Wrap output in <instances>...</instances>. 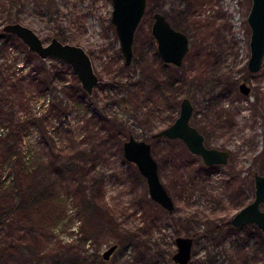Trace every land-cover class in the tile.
Returning <instances> with one entry per match:
<instances>
[{
  "label": "rangeland",
  "instance_id": "1",
  "mask_svg": "<svg viewBox=\"0 0 264 264\" xmlns=\"http://www.w3.org/2000/svg\"><path fill=\"white\" fill-rule=\"evenodd\" d=\"M251 6L252 0H148L126 66L112 0H0V139L14 152L1 173L9 194L0 199V264L52 261L69 243L85 264H131L138 256L142 264H171L178 236L194 239L190 264H264L263 231L226 226L253 200L254 173L264 174V61L259 72L247 68ZM155 11L190 38L179 67L158 53ZM11 22L31 27L44 44L56 37L86 50L99 78L96 107L72 97L66 114H58L53 92L39 83L48 69L59 70L54 84L62 89L72 74L63 61L41 58L5 32ZM175 95L192 100L191 124L208 146L229 151L228 164L207 172L183 140L153 137L179 115ZM129 134L151 143L173 212L152 200L145 177L125 159ZM21 161L39 173L21 178ZM44 184L49 194L14 208Z\"/></svg>",
  "mask_w": 264,
  "mask_h": 264
},
{
  "label": "water",
  "instance_id": "2",
  "mask_svg": "<svg viewBox=\"0 0 264 264\" xmlns=\"http://www.w3.org/2000/svg\"><path fill=\"white\" fill-rule=\"evenodd\" d=\"M148 0H112L113 11L111 21L115 25L120 42V50L126 66L133 61V43L136 30L141 23ZM250 35V58L247 68L250 72H259L264 61V0H252L248 14ZM7 33L20 38L28 49L41 58H56L68 64L76 75L82 89L92 95L99 81L92 59L88 52L79 45L63 42L53 37L48 44L29 26L21 22H11L3 27ZM152 35L157 42V50L161 59L168 64L181 66L190 50V38L182 30L175 28L162 12L153 13ZM244 94H249L250 88L246 83L240 86ZM194 105L190 98L184 97L180 113L168 127L154 133V138L181 139L192 154L200 155L207 165L226 164L229 152L217 148H209L204 143V137L198 128L191 124ZM126 160L134 163L145 177L149 195L156 203L171 212L175 202L164 186L160 175L158 161L153 155L152 145L145 140L130 136L123 144ZM255 195L253 200L241 208L231 218L235 227L253 224L264 233V174H254ZM194 239L189 236L176 238L177 251L171 264H190ZM118 244H113L103 252L104 259L111 258Z\"/></svg>",
  "mask_w": 264,
  "mask_h": 264
},
{
  "label": "trees",
  "instance_id": "3",
  "mask_svg": "<svg viewBox=\"0 0 264 264\" xmlns=\"http://www.w3.org/2000/svg\"><path fill=\"white\" fill-rule=\"evenodd\" d=\"M62 63L65 64V62H62ZM66 67L68 68V71L72 74L73 81L70 84H64L62 89H58V87L54 84L55 83L54 79L59 78L58 77L59 73H62V71H59V70H58V72H59L58 73L57 71L54 72L53 70L48 69L47 70L48 79L42 80L39 83L40 84L39 87L41 88V90L49 88V90L51 92H53V100H54L55 110H57L58 114H66V112L68 111L69 106H70V102H68V100H70V98L72 99V97H78L80 99L81 98H88V100L91 101L92 104L96 107V103H98V100H96L98 93H96L94 91L92 95H88L82 89L81 84L79 83L76 75L73 73L71 67L68 64H66ZM22 76H24V75H22ZM22 79H24V78H21V81H22ZM25 83H27V82H25ZM21 84H22V82H21ZM179 97H180L179 95H175L174 101L172 102L173 107L177 108V106L181 102ZM94 101L96 103H94ZM2 113H4L3 109H0V115ZM6 117H8V116L6 115ZM130 136H133V135L129 134L128 138ZM13 155H14V152H12V148L9 144V140H6V142H5V140L0 139V199L8 197V194H9L8 190H5V189L1 190V188H2V185H1V175L2 174L1 173L3 170L4 163L7 160H9ZM43 163H42L43 165L47 166V164H45L46 162H43ZM42 166H40L39 168H42ZM73 169H74V165L69 167V170H73ZM206 171L208 172L209 169H207ZM54 172L58 175L61 173L60 171L58 172L55 169H54ZM16 173H18L22 178V177H28V176H32L34 174H38L39 172H38L37 168H34L32 165H26L24 162L21 161L20 164H18L16 167ZM41 184H42V182H41ZM38 190H40V189H38ZM49 190H50V188L48 187V185L45 186V184H44V187H42V189L40 191H37V189L36 190L33 189L31 195H27V196L25 195V198L23 196L22 202L20 204L21 207L19 205V207H14V208L15 209L19 208V210H20L22 207H25V209H27V206H30V205L33 206V204L35 202H37V200L35 201L36 197H38L39 194H41L42 196L46 195L47 193L49 194V192H48ZM226 226H231V225L229 223ZM75 248H76L75 245H73L71 243H69L67 245L63 244L58 248V252H59L57 254L59 256L58 258H56L52 261L45 260V262L43 261L41 264H60V261L67 262V263L68 262H75L77 264H85V262L87 261L88 258L84 255L82 256V253L78 252L79 250L75 251ZM139 257L140 256L137 257V260H135V263L133 262L131 264H142L139 262V260H140V259H138ZM146 262H145V264H152V262H150V263H146Z\"/></svg>",
  "mask_w": 264,
  "mask_h": 264
},
{
  "label": "flooded vegetation",
  "instance_id": "4",
  "mask_svg": "<svg viewBox=\"0 0 264 264\" xmlns=\"http://www.w3.org/2000/svg\"><path fill=\"white\" fill-rule=\"evenodd\" d=\"M176 28V27H175ZM178 29V28H177ZM190 51V50H189ZM188 54V53H187ZM166 64H168V63H166ZM173 65V64H172ZM174 66H176V65H174ZM177 67H179V66H177ZM242 83H246V82H241L240 84H239V89H240V86H241V84ZM247 84V83H246ZM248 85V84H247ZM249 86V85H248ZM249 88H250V91H249V94L248 95H250V93H251V91H252V88H251V86H249ZM240 91H241V89H240ZM242 92V91H241ZM243 93V92H242ZM245 95H247V94H245ZM184 98V97H183ZM183 98L181 99V102H182V100H183ZM189 98V97H188ZM192 101V100H191ZM181 102H180V108H181ZM193 112H194V110H193ZM180 113V112H179ZM193 115V114H192ZM178 117V116H177ZM176 117V118H177ZM191 118H192V116H191ZM175 121V120H174ZM173 121V122H174ZM172 122V123H173ZM190 122H191V119H190ZM171 123V124H172ZM170 124V125H171ZM169 125V126H170ZM168 127V126H167ZM196 127V126H195ZM166 128V127H165ZM164 129V128H163ZM162 130V129H161ZM199 130V129H198ZM199 132H200V130H199ZM201 133V132H200ZM202 135H203V133H201ZM154 135V134H153ZM203 137H204V143H205V145L207 146V147H209V148H217V149H220V148H218V147H213V146H208L207 144H206V142H205V136L203 135ZM184 142V141H183ZM185 143V142H184ZM187 146V145H186ZM220 150H222V149H220ZM229 152V151H228ZM195 155H197V154H195ZM229 155H230V153H229ZM197 156H199V159H200V161H201V163H202V167H203V170L205 169V168H207V169H209V170H211V169H216V167H218V166H220V165H226V164H228L229 163V161H228V163H226V164H215V165H207V164H205L204 163V161H203V159H202V157L200 156V155H197ZM229 160H230V156H229ZM255 174V173H254ZM260 174V173H259ZM174 211V210H173ZM173 211H171V212H173ZM230 225L231 226H233L232 224H231V219H230ZM246 226V225H245ZM234 228H242V227H235V226H233ZM244 227V226H243Z\"/></svg>",
  "mask_w": 264,
  "mask_h": 264
}]
</instances>
